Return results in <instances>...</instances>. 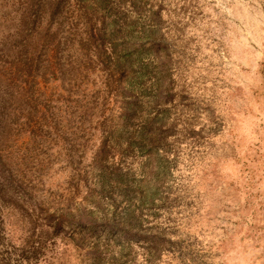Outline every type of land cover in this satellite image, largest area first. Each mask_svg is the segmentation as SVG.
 Here are the masks:
<instances>
[{
	"label": "rangeland",
	"instance_id": "374dc122",
	"mask_svg": "<svg viewBox=\"0 0 264 264\" xmlns=\"http://www.w3.org/2000/svg\"><path fill=\"white\" fill-rule=\"evenodd\" d=\"M0 0V264H264V0Z\"/></svg>",
	"mask_w": 264,
	"mask_h": 264
},
{
	"label": "trees",
	"instance_id": "16d2710c",
	"mask_svg": "<svg viewBox=\"0 0 264 264\" xmlns=\"http://www.w3.org/2000/svg\"><path fill=\"white\" fill-rule=\"evenodd\" d=\"M106 2V0L105 1H103V3H105Z\"/></svg>",
	"mask_w": 264,
	"mask_h": 264
}]
</instances>
